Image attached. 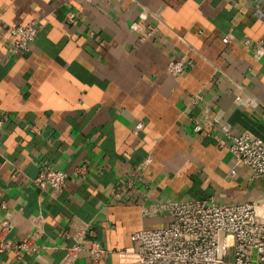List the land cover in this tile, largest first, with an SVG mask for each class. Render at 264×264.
I'll return each instance as SVG.
<instances>
[{"label": "crops", "instance_id": "obj_1", "mask_svg": "<svg viewBox=\"0 0 264 264\" xmlns=\"http://www.w3.org/2000/svg\"><path fill=\"white\" fill-rule=\"evenodd\" d=\"M32 19L35 40L11 53L8 26ZM179 60L183 73L169 74ZM225 130L264 141L262 0H0V215L17 211L13 244L43 219L37 250L0 254V264H58L73 244L72 217L88 224L73 264H129L120 253L136 249L131 235L168 221L143 216L142 203L211 199L264 211V177L219 146ZM43 166L67 172L65 186L36 188ZM92 242L104 251L97 262Z\"/></svg>", "mask_w": 264, "mask_h": 264}, {"label": "built area", "instance_id": "obj_2", "mask_svg": "<svg viewBox=\"0 0 264 264\" xmlns=\"http://www.w3.org/2000/svg\"><path fill=\"white\" fill-rule=\"evenodd\" d=\"M264 2V0H262ZM69 18L74 16L68 12ZM9 50L16 53L26 50L35 40L37 26L35 20L23 24L9 25ZM231 36L226 35L223 43H228ZM249 45V39H244ZM251 50L261 55V41H251ZM184 61H171L167 71L173 76L184 71ZM234 101L238 105L251 106L252 99L237 95ZM215 120H213L214 122ZM201 120L193 123V131L199 133L203 129ZM142 123L135 125V131L142 128ZM223 137H217L220 147L227 148L234 158L236 166L248 169L254 179L264 177V141L259 137L243 132L232 135L225 130ZM228 141V144H226ZM235 174V170H231ZM68 173L50 166L40 168L33 185L40 189L59 190L65 186ZM133 178L123 182V189L133 185ZM119 199L121 192L113 194ZM5 210V207L2 206ZM140 210L145 217H166L168 221L162 226L141 229L131 235V241L137 247L130 248L121 256L131 257L129 264H264V215L258 213L255 203L242 202L234 205L215 204L211 199H191L183 201H164L145 204ZM17 223V211H4L0 215V254L13 253L21 260L22 253L37 250V240L42 235L43 219L34 218L32 230L23 242L13 244L8 240L9 233ZM71 232L73 244L58 264H73L78 254L84 250L83 243L88 236V224L72 217L67 226ZM92 262H97L104 253L97 242H92L87 249Z\"/></svg>", "mask_w": 264, "mask_h": 264}, {"label": "bare ground", "instance_id": "obj_3", "mask_svg": "<svg viewBox=\"0 0 264 264\" xmlns=\"http://www.w3.org/2000/svg\"><path fill=\"white\" fill-rule=\"evenodd\" d=\"M258 208V207H257ZM258 213L260 214H263L264 215V211H262L261 209L258 208Z\"/></svg>", "mask_w": 264, "mask_h": 264}]
</instances>
